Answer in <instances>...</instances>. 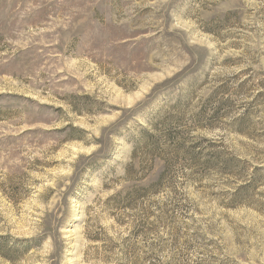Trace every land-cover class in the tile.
Listing matches in <instances>:
<instances>
[{"label": "rangeland", "instance_id": "1", "mask_svg": "<svg viewBox=\"0 0 264 264\" xmlns=\"http://www.w3.org/2000/svg\"><path fill=\"white\" fill-rule=\"evenodd\" d=\"M0 264H264V0H0Z\"/></svg>", "mask_w": 264, "mask_h": 264}]
</instances>
